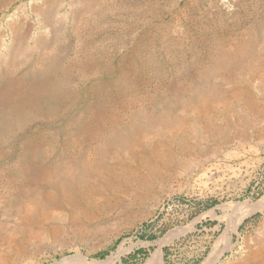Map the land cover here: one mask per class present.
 <instances>
[{
	"label": "rangeland",
	"instance_id": "rangeland-1",
	"mask_svg": "<svg viewBox=\"0 0 264 264\" xmlns=\"http://www.w3.org/2000/svg\"><path fill=\"white\" fill-rule=\"evenodd\" d=\"M158 252L264 264V0H0V264Z\"/></svg>",
	"mask_w": 264,
	"mask_h": 264
},
{
	"label": "bare ground",
	"instance_id": "bare-ground-1",
	"mask_svg": "<svg viewBox=\"0 0 264 264\" xmlns=\"http://www.w3.org/2000/svg\"><path fill=\"white\" fill-rule=\"evenodd\" d=\"M167 240H168V241L171 240L170 236H168V237L165 239V241H167ZM78 257H80V258H82V259L85 260V258H84L82 255H78ZM155 258H156L157 263H158V264H161V254H160V252H158L156 255L153 256V260H154ZM118 259H119V257H118ZM66 263H67V260H64V261H62V262L59 263V264H66ZM107 263H109V264H115L116 261H115V260H112V258H109V261H108ZM95 264H106V262H104V263H95Z\"/></svg>",
	"mask_w": 264,
	"mask_h": 264
},
{
	"label": "trees",
	"instance_id": "trees-1",
	"mask_svg": "<svg viewBox=\"0 0 264 264\" xmlns=\"http://www.w3.org/2000/svg\"><path fill=\"white\" fill-rule=\"evenodd\" d=\"M104 257H105V254H103V253H101V254L98 255V258L103 259ZM134 258H136V256H134Z\"/></svg>",
	"mask_w": 264,
	"mask_h": 264
},
{
	"label": "water",
	"instance_id": "water-1",
	"mask_svg": "<svg viewBox=\"0 0 264 264\" xmlns=\"http://www.w3.org/2000/svg\"><path fill=\"white\" fill-rule=\"evenodd\" d=\"M84 256V255H83ZM85 257V256H84ZM87 258V257H86Z\"/></svg>",
	"mask_w": 264,
	"mask_h": 264
}]
</instances>
